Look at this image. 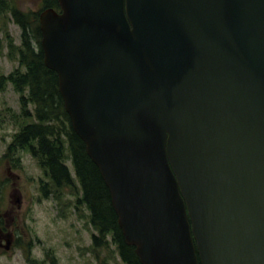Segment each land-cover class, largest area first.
<instances>
[{
  "label": "water",
  "instance_id": "95a60500",
  "mask_svg": "<svg viewBox=\"0 0 264 264\" xmlns=\"http://www.w3.org/2000/svg\"><path fill=\"white\" fill-rule=\"evenodd\" d=\"M44 66L140 264H264V0H57Z\"/></svg>",
  "mask_w": 264,
  "mask_h": 264
},
{
  "label": "rangeland",
  "instance_id": "374dc122",
  "mask_svg": "<svg viewBox=\"0 0 264 264\" xmlns=\"http://www.w3.org/2000/svg\"><path fill=\"white\" fill-rule=\"evenodd\" d=\"M40 4L41 0H0V231L11 232L15 239L9 251L0 248V264H124L111 234L97 237L91 224L63 128L57 130V141L72 186L52 189L37 158L13 143L25 125L49 124L39 121L28 95L19 93L13 83V76L24 72L18 54L22 45L33 51L41 47V34L39 42L36 39L43 11ZM13 9L26 19L25 36ZM50 117L51 126H61L60 112ZM93 237L99 241L95 243Z\"/></svg>",
  "mask_w": 264,
  "mask_h": 264
},
{
  "label": "trees",
  "instance_id": "16d2710c",
  "mask_svg": "<svg viewBox=\"0 0 264 264\" xmlns=\"http://www.w3.org/2000/svg\"><path fill=\"white\" fill-rule=\"evenodd\" d=\"M46 9L59 11L58 1L41 0L40 11ZM12 15L15 22L21 26V31L25 36L28 29L23 22L26 19L14 9ZM33 17H38V14L34 13ZM40 34V32L37 34L36 39L38 42L40 40L38 35ZM27 47L22 45L23 50L18 53L24 72L13 76V83L19 93L28 95L29 102L36 107L34 114L38 116L39 121L43 124L45 122L49 124L46 126L36 123L25 125L14 136L13 143L20 146V148H27L32 156L37 158L52 189L58 190L59 188L72 186L71 175L63 163V152L57 141V130L63 128V134L67 138V150L71 156L70 161L74 176L81 189V199L90 212V221L98 232L97 237L111 234L121 261L124 264H140L134 248L126 245L123 240L121 230L117 224V216L111 205L109 191L97 167L90 161L83 142L71 128L70 119L64 111L63 101L59 94L56 74L45 68L40 46L37 51L31 50L29 46ZM54 112H60V121L62 120L61 126H56V129L51 126L53 118L50 115ZM57 115L58 113L54 117L56 118ZM97 237H93L95 243L99 241Z\"/></svg>",
  "mask_w": 264,
  "mask_h": 264
},
{
  "label": "flooded vegetation",
  "instance_id": "af4514ba",
  "mask_svg": "<svg viewBox=\"0 0 264 264\" xmlns=\"http://www.w3.org/2000/svg\"><path fill=\"white\" fill-rule=\"evenodd\" d=\"M12 147V146H11ZM8 149L4 154V158H6V154L8 153ZM15 239L14 236L11 232L6 233V232H1L0 231V248H4L5 250H8L11 248V246L13 245ZM5 243V245H4Z\"/></svg>",
  "mask_w": 264,
  "mask_h": 264
}]
</instances>
